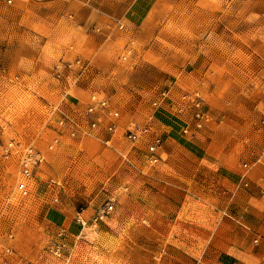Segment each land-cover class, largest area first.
Here are the masks:
<instances>
[{"label":"rangeland","instance_id":"rangeland-1","mask_svg":"<svg viewBox=\"0 0 264 264\" xmlns=\"http://www.w3.org/2000/svg\"><path fill=\"white\" fill-rule=\"evenodd\" d=\"M82 1L0 0V264H264V0Z\"/></svg>","mask_w":264,"mask_h":264},{"label":"built area","instance_id":"built-area-1","mask_svg":"<svg viewBox=\"0 0 264 264\" xmlns=\"http://www.w3.org/2000/svg\"><path fill=\"white\" fill-rule=\"evenodd\" d=\"M7 4L12 5L14 0H5ZM84 6H89L92 0H83L82 1ZM117 25L119 26L120 29L124 28V25L121 21L117 20L116 21ZM166 93L162 94V98H166ZM159 101L154 103V106H158ZM199 106V105H198ZM109 109L108 101L104 99H98L96 96H93L91 99V103L89 104L88 107V115L93 116V115H98L97 118L93 119L91 121V126L92 128H96L97 125L100 123L101 116L104 113H107ZM117 117V113L114 115ZM201 115L198 114L197 118L200 119ZM113 122V121H112ZM261 125L264 128V118L261 120ZM109 131H115L116 130V122H113L112 125L109 126ZM148 132V128H140V127H134V129L130 130L128 132V139L131 140L132 142L138 141L144 134ZM13 144H9L7 146L3 145L6 151L10 150L11 146ZM162 149V141L161 139H156L148 148L147 151V156L149 158V162L151 164H157L160 161V150ZM26 156L22 160L21 163V178L19 180V183L17 185V189L20 192V195L23 197H27L31 194V190L33 187V182H34V172L37 169L38 166H41L44 158L39 155L38 153H35L33 150L27 151L25 154ZM247 167V165H245ZM112 209V208H110ZM100 218H97L95 222H98ZM256 241L255 243H257Z\"/></svg>","mask_w":264,"mask_h":264},{"label":"crops","instance_id":"crops-1","mask_svg":"<svg viewBox=\"0 0 264 264\" xmlns=\"http://www.w3.org/2000/svg\"><path fill=\"white\" fill-rule=\"evenodd\" d=\"M122 2L125 3L124 5V10H123V14L120 18H118L119 21H121L123 23V21L133 25V26H138L141 24V22L145 19V17H147L148 13H149V9L152 6V4L154 3V0H131V2H129L128 0H123ZM17 21L13 20L11 23L8 24L9 26V33L11 34V32L17 31ZM15 34L17 32H14ZM10 43H14L13 40L10 41ZM253 216H255V218H257L258 220L261 221V226H251L253 227L254 233L256 234V236L258 237V234L261 231H264V205L263 208L258 209L256 214H253ZM264 235H260L254 242L258 241L255 244H258L259 241L261 239L264 240V238H262ZM264 248V245H263ZM237 256L232 253L229 254V258L227 259L230 260L228 263L229 264H242L243 262L238 261V258H236ZM262 257V256H261ZM260 257V258H261ZM256 259H258L257 257H255ZM259 258V260H260ZM240 262V263H239Z\"/></svg>","mask_w":264,"mask_h":264}]
</instances>
